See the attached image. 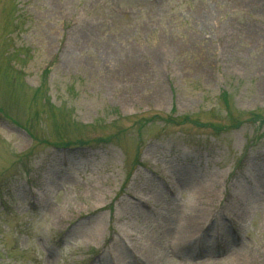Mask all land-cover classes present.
I'll use <instances>...</instances> for the list:
<instances>
[{
    "label": "rangeland",
    "instance_id": "rangeland-1",
    "mask_svg": "<svg viewBox=\"0 0 264 264\" xmlns=\"http://www.w3.org/2000/svg\"><path fill=\"white\" fill-rule=\"evenodd\" d=\"M263 70L264 0H0V264H264Z\"/></svg>",
    "mask_w": 264,
    "mask_h": 264
},
{
    "label": "bare ground",
    "instance_id": "bare-ground-1",
    "mask_svg": "<svg viewBox=\"0 0 264 264\" xmlns=\"http://www.w3.org/2000/svg\"><path fill=\"white\" fill-rule=\"evenodd\" d=\"M132 71L134 70V69H132V68H130ZM118 71H122V72H125V74L127 73L124 69H122V70H118ZM264 71V70H263ZM130 72V71H129ZM124 74V75H125ZM123 75V76H124ZM262 75V74H261ZM133 99V98H132ZM133 102H137V100L135 101H133ZM132 102V103H133ZM252 159H248L247 161H246V165L247 166H249V164H250V161H251ZM212 188V187H211ZM215 191L216 190H213V188H212V190L211 191H205V193H204V197L205 198H209V197H212L213 195H214V193H215ZM140 192H144V190H140ZM148 192H144L143 193V195L142 196H140L139 194V196L138 195H134V200H136V201H138V203H140V202H142V201H144L143 199H144V197L143 196H148ZM235 196L232 194V193H228L227 195H226V198L227 199H233ZM236 198V197H235ZM128 199H130V198H128ZM41 203H43L42 201H41ZM44 204V203H43ZM44 209H45V211L47 212V213H50L51 215H52V219H53V221H55V222H57V223H60V224H62L65 220H66V218H65V216L64 215H66V213H64V212H61V211H59V210H55V209H53L52 208V206H51V204H49V203H45L44 204ZM208 215H209V211H208ZM210 216V215H209ZM209 216H207V218H209ZM216 217H220V218H222L223 219V216H221V215H219V216H216ZM215 217V218H216ZM228 224H230V227H231V230H232V232H235V225H233L232 223H231V221L229 222L228 221ZM199 226H200V224H199ZM198 226V227H199ZM197 227V228H198ZM234 229V230H233ZM199 231H203L202 230V228L199 230ZM229 231V230H228ZM116 237L118 238V239H122V237H126L127 239H132L133 238V236L132 235H122V236H120L119 234H116ZM136 239V238H135ZM187 239H184V234H181V235H177L176 237H175V240H174V242H172V244H171V246L169 247L170 248V251L173 253L175 250H178V249H182V248H184V247H186L188 244H187ZM139 244L141 245V247L144 249V251H143V253H142V255H141V259H143V260H145V261H148L149 259H151L153 256H154V254L152 253V249H151V247L149 246V245H147V246H144L143 245V241L142 240H140L139 241ZM123 254H126V255H128L129 253H131V249L129 248V246L127 245V244H123ZM191 254L192 255H190V258L189 259H193V258H201V263L202 264H209V258H207V257H204L205 255H202V256H197V253H194L193 251L191 252ZM193 254H196V256H193ZM163 258V260L165 259L164 257H162ZM183 263H180L179 261H178V259L175 261V263L174 264H190L188 261H182Z\"/></svg>",
    "mask_w": 264,
    "mask_h": 264
},
{
    "label": "trees",
    "instance_id": "trees-1",
    "mask_svg": "<svg viewBox=\"0 0 264 264\" xmlns=\"http://www.w3.org/2000/svg\"><path fill=\"white\" fill-rule=\"evenodd\" d=\"M186 118V117H185Z\"/></svg>",
    "mask_w": 264,
    "mask_h": 264
}]
</instances>
